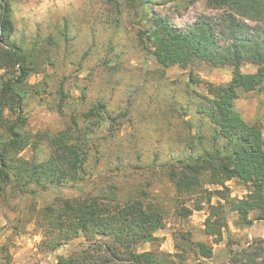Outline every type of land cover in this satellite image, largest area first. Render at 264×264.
I'll use <instances>...</instances> for the list:
<instances>
[{"label":"trees","instance_id":"1","mask_svg":"<svg viewBox=\"0 0 264 264\" xmlns=\"http://www.w3.org/2000/svg\"><path fill=\"white\" fill-rule=\"evenodd\" d=\"M206 1L211 8L223 10L222 19L216 22L202 16L187 28L146 9L144 2L129 3L134 7L139 46L161 68L189 69L203 62L233 69L229 83H208V94L199 95L193 109L188 103L180 110L184 117L190 112L196 117V135L184 158H171L169 164L161 165L178 194L194 198L195 207L180 204L177 215L188 220L194 211L208 205L204 233L214 244H220L225 233L234 236L231 215L236 216L234 226L239 229L251 227L255 221L264 222V129L259 122L245 120L235 106L241 90L264 88V0ZM108 2L120 18V1ZM15 5L16 0H0V197L9 192L37 195L55 185L75 186L91 179V164L98 166L106 156L98 142L107 144L117 139L128 116L127 110L114 114L103 99L93 97L90 101L87 91L93 84L89 77L84 88L68 85L65 80L52 87L45 80L43 92L55 98L51 108L67 116L70 124L53 134L26 130L28 99L42 92L29 84L40 73L36 50L41 45L36 41L28 49L18 41ZM246 65L256 66L257 72L244 73ZM100 66L108 71L118 65L109 56ZM190 80L191 85L198 82L192 71ZM73 91L80 95L74 96ZM43 140L50 145L46 160L22 156ZM95 155L98 157L93 160ZM160 157L158 152L149 167L159 166ZM118 159L123 164V152ZM137 160L142 161V156ZM233 180L248 190L245 197H232L227 183ZM118 192L117 186L110 185L99 195L59 198L41 211L38 225L50 253L80 237L87 241L84 247L60 257L58 264H191V256L196 264H264V238L232 249L227 260L220 263L210 262L214 245L196 240L191 232L175 233L174 253L162 251V239L157 234L165 229L167 209L157 198L148 197L146 190H142L144 198H124ZM214 198L216 204L212 203ZM146 244L154 248L141 252L140 247Z\"/></svg>","mask_w":264,"mask_h":264},{"label":"rangeland","instance_id":"2","mask_svg":"<svg viewBox=\"0 0 264 264\" xmlns=\"http://www.w3.org/2000/svg\"><path fill=\"white\" fill-rule=\"evenodd\" d=\"M119 1L122 6L120 18L108 0H16L18 41L28 49L36 41L41 45L36 50L40 73L34 75L29 84L42 90L45 80L52 87L59 80H65L68 85L79 84L84 88L89 77L93 85L87 91L88 99L92 101L95 97L108 101L114 114L127 110L128 116L117 139L107 144L98 142L102 143L106 156L101 158L98 166L91 164L94 171L91 179L75 186L55 185L37 195L9 192L0 197V264H58L60 257H67L71 251L84 247L87 241L80 237L50 253L44 243L43 230L38 225L41 211L59 198L99 195L107 192L110 185L117 186L119 195L124 198H144L142 190H146L148 197L157 198L167 209L165 229L157 234L162 239V251L174 253L175 233L191 232L196 240L214 245V257L210 262L220 263L227 260L232 249L247 247L264 238V222L255 221L253 226L239 229L234 226L236 216L231 215L230 228L234 236L231 238L225 233L224 241L214 244L213 239L204 233L208 205L205 204L202 211H194L188 220L177 215L180 204L194 208V198L178 194L167 176V169L161 165L169 164L171 158L186 156L199 124L192 112L184 117L180 110L188 103L193 109L192 104L199 101V95L208 94V83H229L233 69L216 68L203 62H197L189 69L161 68L139 46L134 7L129 0ZM190 1L138 0L145 3L146 9L169 17L183 28L192 26L202 16L219 22L224 15L223 10L211 8L206 0L192 4ZM109 56L118 66L107 71L100 64ZM257 70L254 65L242 68L244 73ZM191 71L198 81L192 85ZM73 93L74 96L80 95L79 91ZM54 103L55 98L43 90L28 99L26 111L30 114L26 130L53 134L67 128L69 118L53 110ZM235 106L245 120L259 122L264 129V88L241 90ZM49 151V143L43 140L38 146L28 148L22 156L43 161L49 157ZM120 151L125 158L123 164L118 159ZM158 152L161 153L160 165L149 167ZM140 156L142 161L137 160ZM97 157L95 155L93 160ZM227 186L232 197L243 198L248 194V190L236 180L228 182ZM217 201L214 198L212 203ZM153 248L146 244L139 250ZM190 262L196 264V258L191 256Z\"/></svg>","mask_w":264,"mask_h":264}]
</instances>
